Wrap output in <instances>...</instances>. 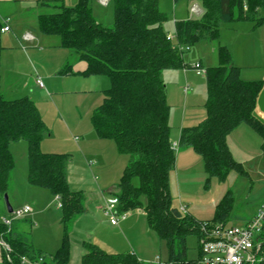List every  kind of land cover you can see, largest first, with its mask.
<instances>
[{
    "label": "trees",
    "instance_id": "1",
    "mask_svg": "<svg viewBox=\"0 0 264 264\" xmlns=\"http://www.w3.org/2000/svg\"><path fill=\"white\" fill-rule=\"evenodd\" d=\"M89 1L77 0L73 7L54 5L55 11L38 16V29L43 35L57 37L59 47L78 55L86 63L84 75H104L109 80L102 104L92 113L91 125L97 137L111 138L118 152L130 156L113 194L116 211L122 214L135 209L145 214L148 227L165 243L168 257L164 264H195L186 260V237L195 235L199 241L204 223L225 225L232 201L225 195L217 204L213 219L207 222L194 221L182 209L172 206L169 176L174 170L175 154L169 138V106L161 74L185 68L181 50L162 29L166 16L158 11V0H111V27L95 21ZM198 1L199 19L174 23L176 45L215 42L223 23H264V0ZM2 27L0 20V34ZM1 49L0 45V52ZM216 54L218 64L205 70L206 116L200 124L180 130L178 146L191 149L200 157L204 172L221 180L230 171L246 175L226 144V135L239 125H246L261 137L264 156V123L253 115L263 82L241 80L239 68L232 64L226 47L218 46ZM45 132L31 100H7L0 90V195L6 194L13 167L8 147L24 140L27 183L47 189L58 200L64 228L60 247L46 260L21 234L0 224V241L10 249L2 255L0 264H25L21 259L37 264L67 263V228L84 211V199L80 192L68 187L67 158L40 151ZM84 247L80 264H146L131 253H107L90 243ZM253 264H264V231L258 259Z\"/></svg>",
    "mask_w": 264,
    "mask_h": 264
},
{
    "label": "rangeland",
    "instance_id": "2",
    "mask_svg": "<svg viewBox=\"0 0 264 264\" xmlns=\"http://www.w3.org/2000/svg\"><path fill=\"white\" fill-rule=\"evenodd\" d=\"M65 1V6L67 4L69 7L74 6V3H67L73 2L72 0ZM158 11L166 16L161 25L162 29L172 44L177 49L181 48L182 64L188 69L185 74L184 67L161 74L170 113L169 138L175 154L174 170L169 176L172 206L182 209V212L194 221L207 222L213 219L217 204L228 195V199L232 201V208L225 226L242 228L245 225V218H249L250 213L255 211L264 200V156L260 149L261 137L244 124L226 135V144L232 158L242 166L246 175L230 171L220 180L209 177L204 172L200 157L191 149L179 148L178 124L182 112L185 113L184 126L198 125L204 120L208 98L207 81L205 76L196 75L191 67L199 63L203 68L216 66L218 46H224L229 51L235 66L239 68L241 80L264 81V23L258 25L248 21L223 23L219 27L217 41L184 46L176 45L174 19L183 13L189 19H199L201 14L199 1L158 0ZM13 18L17 20L16 26L25 28L28 26L24 32L32 36L37 35L36 11H30L24 16L19 13ZM101 19L104 27L112 26L111 3L103 9ZM9 25L12 33L0 34L4 67L1 66L0 72L3 85L7 77L4 69L11 70L4 57L12 55L11 52L22 51L21 46L26 50L29 44L26 45L20 40L19 35L20 45H18L13 37L14 23L11 21ZM48 38L49 41L57 43V37L48 36ZM67 50L42 48L43 53L38 56L45 55L46 68H50L55 62L59 65L63 59L75 55L72 50ZM83 63V60L75 62L72 66V74L64 75L58 70L60 79L46 77L42 89L31 82L24 87L26 80L28 82L31 79L29 76L31 73L22 71L21 75L16 74L19 84L13 87L12 93H4L6 98L26 97L33 102L46 128L39 144L40 151L62 154L67 158L65 176L68 187L71 191L83 195L84 211L74 221L72 220L67 228L69 251L66 264H80V258L86 251L84 243L93 244L94 238L107 239L111 236V226L108 218L103 214L102 207L107 201L115 198L113 194L116 192V185L130 159L129 154L118 152L111 138L97 137L92 128V113L102 104L104 92L109 88L110 83L104 75L76 73ZM34 64L41 69L45 66L41 57L37 58V64L36 62ZM185 87L189 89L187 93L183 90ZM263 87L253 110V115L262 123H264ZM174 138H176L175 143L172 141ZM26 150L27 144L24 140L11 143L8 147L13 167L4 195L12 211L25 206L29 207L30 211L22 218L15 219L7 228L21 232L28 244L47 260L61 244L64 234L62 212L58 200L47 189L27 183ZM4 195H0V224L3 217H10L6 210ZM141 200L144 204L145 199ZM123 214L124 217H117V220L118 223L125 220L124 230L120 231L125 243L120 244L116 238L117 246L120 248L117 252L134 254L138 260L146 264L166 263L168 255L165 243L148 227L145 214L135 209ZM185 247L186 260L195 263L198 260L197 237L187 236ZM3 250L0 245L1 257Z\"/></svg>",
    "mask_w": 264,
    "mask_h": 264
},
{
    "label": "crops",
    "instance_id": "3",
    "mask_svg": "<svg viewBox=\"0 0 264 264\" xmlns=\"http://www.w3.org/2000/svg\"><path fill=\"white\" fill-rule=\"evenodd\" d=\"M72 1L73 2H67V3H74V5L77 3V0H75V1L72 0ZM64 3H66L65 0H0V20L1 21H7V25H8V28H9V31L5 32L3 34L12 33L11 26L9 25V22L12 21L14 23V26H12L13 27V37L17 41L18 45H20V41L18 39L19 35H20V40L25 42L26 45L29 43L27 45L26 50L21 46V48H22L21 50L22 51H19L20 53L19 52H17V53L11 52L12 55H8V56L4 57L8 61L7 66L9 68H11L10 71H6L4 69L5 75H7L6 82L4 83V85L2 84V78H1V72H0V90H1L2 96L5 99L13 100V98H6L4 96V93L5 92L6 93H12L11 90L13 89V87L16 86L17 83L19 84L16 74L21 75L22 71H24V73L30 72L31 74H29V76L32 79V81H30L31 79H29L28 82L26 80V83H25L24 87L28 86L30 82L32 84H35L36 83L35 81H36L37 78H39L41 80V82L43 84V87H44V85H45L44 83L46 81V77L47 78L55 77L56 79H60V76H58V75L60 74L61 71L63 72L64 75H68V73L69 74L73 73L72 72V66L74 65L75 62L80 60L78 55L75 54L72 57L68 53L70 55L69 58L68 59L67 58L63 59L61 64L58 65V62H55V64H53L50 68H46V65H47L46 64L47 63L46 62L47 61L46 60V56L43 55V57H42V56H38V54L43 53L41 51L42 48H61V47H59L58 39H57V43H55L54 41H49L50 39L48 38V36L43 35L39 31L38 25L36 26L37 35L36 36H32L31 34L24 32V30L27 29L28 26H26V28L24 26H16V24H17L16 21L17 20H16V18H13L14 16H16L19 13L24 16L25 14L30 13V11H33V12L36 11V15H37V19H38V16L40 14H45V13H49V12L55 11V6L54 5L62 4V5L65 6ZM89 3H90L91 10H92V15H93L95 21L97 23L101 24V21H102L101 15L103 14V9L108 7L109 3H111V5H112L111 0H90ZM69 5H72V4H69ZM65 7H69L68 4ZM186 19H189V18L186 17L185 13H183L177 19L175 18L174 22L181 21V20H186ZM23 39H25V40H23ZM35 41L37 42V44H36ZM202 43H205V42H201L199 44H202ZM62 49H64V48H62ZM65 50H67V49H65ZM40 57L43 60V63L45 65L44 67H42V69H41L40 66H37L38 67L37 68L35 64L33 65L34 62H36V64H37V58H40ZM32 59L34 60V62H33ZM231 60H232L231 61L232 64L235 66V64L233 62L234 59H233L232 56H231ZM2 62H3V59H2V49H1V52H0V70H1ZM5 63H6V61H5ZM235 67H237V66H235ZM85 68H86V63L84 62L76 73H81L82 74L83 71L85 70ZM186 70L188 71L187 68L183 69V73L184 74L186 73ZM57 71H58V73H57ZM36 86H37V84H36ZM42 88H39V89H42ZM183 90H184V88H183ZM263 90H264V87H263ZM188 91H189V89H188ZM260 92H259V94L257 96V100L259 99V96L261 94ZM15 99H17V98H15ZM180 115L181 116H180L179 124H178L179 125L178 126V129H179L178 136H179L180 130L182 128L191 127L192 126L190 124L188 126H184V125H186L185 122H184L185 121L184 120L185 113L182 112ZM169 120H170V113H169ZM75 138L76 137H74V139ZM176 138H177V135H176ZM176 138H174L172 140L173 143H175ZM76 140H78V139L76 138ZM170 143H171V141H170ZM257 208L255 209V211H252L250 213L249 218L251 217V215H253L256 212ZM102 209H104V206L102 207ZM81 214L77 215L75 218H77ZM246 218H245L244 223H246V221L249 219V218H247V219ZM74 219H73V221H74ZM124 221H120L115 226H112V225L109 224L111 226V228H110V230H111L110 231V235L111 236H109V238H107V239L106 238L105 239L104 238L103 239H95L94 238L92 243L94 245H96L97 247H99L101 250H103V251H105L107 253L109 252V253H112V254H119L120 252H117V251H119L118 249H120V248H118V246H117V239H118L120 244H122V243L124 244L125 243L123 241L122 234H120V231L124 230V223H123ZM15 233L21 234V232H19L17 230H15ZM84 244H83V246H84ZM125 246H126V244H125ZM3 254H4V250H3ZM0 259H1V255H0Z\"/></svg>",
    "mask_w": 264,
    "mask_h": 264
},
{
    "label": "built area",
    "instance_id": "4",
    "mask_svg": "<svg viewBox=\"0 0 264 264\" xmlns=\"http://www.w3.org/2000/svg\"><path fill=\"white\" fill-rule=\"evenodd\" d=\"M2 23L1 33L8 32L7 21H2ZM178 50H181V48L179 47ZM191 69L196 75L205 76L206 69L201 67L200 64H195ZM35 82L39 88L43 87L39 78ZM187 91L188 89L185 87L184 92ZM29 211L30 208L27 206L11 211L9 213L10 217H3L1 223L9 227L15 219L22 218ZM103 214L112 226L117 225V217H124L123 213L116 211L115 199L105 203ZM200 231L201 237L198 241L200 257L195 264H253L258 259L261 237L264 231V201L242 228L226 227L224 224L210 226L204 223L201 225ZM0 245L5 250L4 252H10L7 244L1 241ZM21 260L25 264H37L25 259Z\"/></svg>",
    "mask_w": 264,
    "mask_h": 264
},
{
    "label": "water",
    "instance_id": "5",
    "mask_svg": "<svg viewBox=\"0 0 264 264\" xmlns=\"http://www.w3.org/2000/svg\"><path fill=\"white\" fill-rule=\"evenodd\" d=\"M4 199L6 201V210H7V213H10L11 212V208L9 207V205L7 204V198H6V195H4Z\"/></svg>",
    "mask_w": 264,
    "mask_h": 264
}]
</instances>
